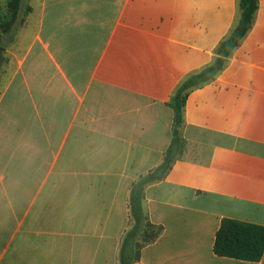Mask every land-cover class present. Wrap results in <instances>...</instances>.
<instances>
[{
  "label": "crops",
  "instance_id": "crops-1",
  "mask_svg": "<svg viewBox=\"0 0 264 264\" xmlns=\"http://www.w3.org/2000/svg\"><path fill=\"white\" fill-rule=\"evenodd\" d=\"M239 0H29L0 51V264H118L131 184L171 143L168 102L210 65ZM183 108V154L147 184L163 228L134 264L217 256L224 218L264 226V0ZM4 59V60H3Z\"/></svg>",
  "mask_w": 264,
  "mask_h": 264
},
{
  "label": "trees",
  "instance_id": "trees-1",
  "mask_svg": "<svg viewBox=\"0 0 264 264\" xmlns=\"http://www.w3.org/2000/svg\"><path fill=\"white\" fill-rule=\"evenodd\" d=\"M21 0H0V40L7 34L17 20ZM5 5V9L2 7ZM258 7L257 0L238 1V20L216 49L214 61L202 70L190 74L172 94L168 106L174 112L172 138L162 163L154 170L140 175L130 186L128 197L131 226L122 237L118 264H134L140 259L142 248L155 241L163 228L150 223L142 209L144 187L152 182L162 180L172 163L180 157L185 149V141L180 130L184 123L183 108L188 93L213 80L224 67L227 58L238 46L251 28ZM29 7L25 13H28ZM4 45L0 42V51ZM213 252L217 256L237 260L257 262L264 253V226L224 218L216 232Z\"/></svg>",
  "mask_w": 264,
  "mask_h": 264
},
{
  "label": "rangeland",
  "instance_id": "rangeland-1",
  "mask_svg": "<svg viewBox=\"0 0 264 264\" xmlns=\"http://www.w3.org/2000/svg\"><path fill=\"white\" fill-rule=\"evenodd\" d=\"M28 5H29V0H21L19 14L16 22L14 23L11 30L7 34H3L1 36L0 42L5 47L10 45L14 41L16 36L19 34L20 30L24 28L25 17L27 14L25 13V11ZM2 7L5 9V5H3Z\"/></svg>",
  "mask_w": 264,
  "mask_h": 264
}]
</instances>
